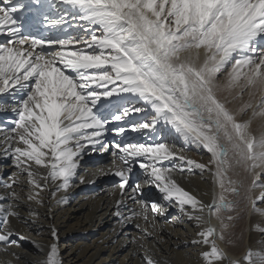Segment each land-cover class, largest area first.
<instances>
[{
  "label": "snow or ice",
  "instance_id": "6c2138e0",
  "mask_svg": "<svg viewBox=\"0 0 264 264\" xmlns=\"http://www.w3.org/2000/svg\"><path fill=\"white\" fill-rule=\"evenodd\" d=\"M25 7L22 0H0V95L24 94L12 105V127H0V154L13 168L0 176V254L12 257L0 264L21 259L10 250L28 239L12 226L13 220L27 223L23 205L28 217L38 219L45 195L55 199L71 187L86 149L111 150L112 167L100 172L119 178L114 215H122L125 199L138 206L123 219L143 221L136 224L142 235L132 240L144 253L142 264H160L147 242L164 209L137 199L141 183L130 184L137 164L145 173L143 183L155 185L165 201L195 222L191 244L205 249L202 264H264V252L249 249L242 261L229 262L217 246L236 219L232 213L249 206L256 211L257 200L264 201V194L252 196L256 188L264 190L258 171L264 170V131L252 130L255 120H264V0H49L55 14L44 15L46 31L40 35L26 30L23 14L17 15ZM221 75L224 84L218 83ZM223 91L232 99L221 100ZM121 94L144 107H123L110 113L111 120L150 108L151 119L132 124L131 131L154 130L163 122L186 144L206 151L207 162L162 142H105L110 120L97 102ZM235 101L240 106L232 111L227 104ZM113 131L120 135L126 129ZM195 170L207 173L219 189L210 202L176 179ZM241 171L249 183L234 178ZM50 235L44 257L31 264H63L54 226Z\"/></svg>",
  "mask_w": 264,
  "mask_h": 264
},
{
  "label": "bare ground",
  "instance_id": "6f19581e",
  "mask_svg": "<svg viewBox=\"0 0 264 264\" xmlns=\"http://www.w3.org/2000/svg\"><path fill=\"white\" fill-rule=\"evenodd\" d=\"M225 80L226 76L221 75L218 83L224 84ZM98 91H103V89H98ZM23 95L22 92H16L14 96L9 93L0 95V105L4 106V110H0V127H12L11 121L15 118L11 110L12 105ZM122 97H127V99H122ZM218 97L221 100L232 99L226 91L218 92ZM244 99L247 100V95ZM108 100L113 101V106L123 104L126 107H144L142 102H138L137 98L130 94L107 98L101 96L97 103ZM239 106L240 101L227 104L232 111ZM151 115L154 114L149 108L147 114L133 112L122 121L109 119L110 123L106 125L109 130L103 139L107 143H120L121 138L113 129L121 126L126 129L123 134H131V137L142 136L140 140L130 138L128 143L162 142L177 149H184L192 159L207 162L209 154L206 151L195 145L186 144L170 125L163 122L158 123L154 130L131 131V125L137 123L139 118L150 120ZM247 118V116L244 117V119ZM112 122H118L119 125L112 126ZM252 130L257 135L264 131V120H255ZM155 137H158V140H155ZM112 160L111 150L99 152L86 149L80 158L78 175L73 179L71 187L66 192H58L55 199L45 195V206L36 209L39 214L38 219L33 221L28 217L27 205H23L22 218L27 223L13 220L12 226L28 239L18 240L19 247L10 250L21 258L18 262L13 261V264H31L36 259H42L51 242L50 228L53 226L58 231V249L63 264H142L144 253L138 245L132 243V240L142 235L136 224L140 223L143 226V221L123 219L130 214L131 209L138 206L131 200L125 199L121 209L122 215L120 217L114 215L115 201L120 199L119 180L111 179L118 178L111 173L103 175L100 172L101 169L105 171L110 169ZM137 168H139L138 164L133 166V170ZM12 171L11 160L3 158L0 154V176L6 178ZM258 171L261 174L259 182L264 184V170ZM81 178L84 183L80 182ZM234 178L244 179L246 184L251 179L246 177L242 171ZM103 179L108 180L103 183ZM144 179L145 173L143 172L139 182L141 192L137 194V199L149 205L156 203L164 209L162 216L155 217L156 232L147 242L150 254L160 264H202L200 253L205 249L191 244L198 231L195 222L183 216L174 202L170 204L165 201L163 194L155 185L144 184ZM176 179L185 190L205 202H210L212 195L219 192V189L213 185L211 177L207 173L201 176L198 170H195L193 175L177 176ZM2 191L0 189V194ZM127 193L131 194V187L127 188ZM262 194L264 190L256 188L252 196L256 198ZM59 200L65 202L57 203ZM244 207L242 202L240 209ZM256 209L252 211L249 206L244 211L238 209L237 212L232 213L236 219L225 233V240L221 242L217 239V246L225 253L227 261H242L249 249L254 252H264V201L257 200ZM210 223L217 228L218 235L217 221L212 220ZM0 259L7 260L12 257L0 254Z\"/></svg>",
  "mask_w": 264,
  "mask_h": 264
},
{
  "label": "rangeland",
  "instance_id": "374dc122",
  "mask_svg": "<svg viewBox=\"0 0 264 264\" xmlns=\"http://www.w3.org/2000/svg\"><path fill=\"white\" fill-rule=\"evenodd\" d=\"M113 180H119V178H111ZM108 179H103L102 182L104 183V181H107Z\"/></svg>",
  "mask_w": 264,
  "mask_h": 264
}]
</instances>
